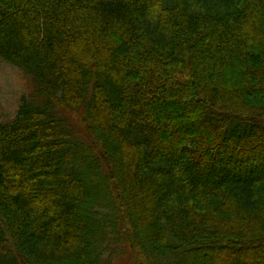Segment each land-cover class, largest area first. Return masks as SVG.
I'll return each instance as SVG.
<instances>
[{
  "label": "trees",
  "instance_id": "1",
  "mask_svg": "<svg viewBox=\"0 0 264 264\" xmlns=\"http://www.w3.org/2000/svg\"><path fill=\"white\" fill-rule=\"evenodd\" d=\"M0 60V264H264V0H0Z\"/></svg>",
  "mask_w": 264,
  "mask_h": 264
},
{
  "label": "rangeland",
  "instance_id": "2",
  "mask_svg": "<svg viewBox=\"0 0 264 264\" xmlns=\"http://www.w3.org/2000/svg\"><path fill=\"white\" fill-rule=\"evenodd\" d=\"M31 93L30 81L16 67H13L0 60V125L14 119L22 98H26ZM71 117V122L76 120V116ZM70 129V128H69ZM78 128L75 129L77 132ZM74 133V129H71ZM76 137V134H74ZM126 259V258H125ZM120 256L114 257L112 264H124ZM239 264V262L235 263Z\"/></svg>",
  "mask_w": 264,
  "mask_h": 264
}]
</instances>
